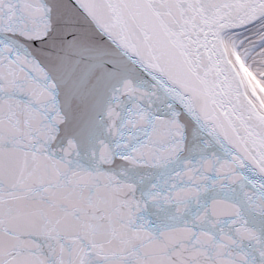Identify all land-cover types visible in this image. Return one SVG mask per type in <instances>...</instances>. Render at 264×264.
Wrapping results in <instances>:
<instances>
[{"label": "snow or ice", "instance_id": "1", "mask_svg": "<svg viewBox=\"0 0 264 264\" xmlns=\"http://www.w3.org/2000/svg\"><path fill=\"white\" fill-rule=\"evenodd\" d=\"M0 264H264V0H0Z\"/></svg>", "mask_w": 264, "mask_h": 264}]
</instances>
